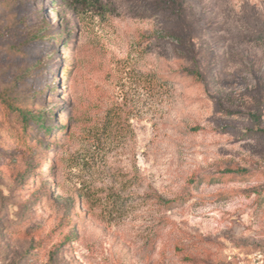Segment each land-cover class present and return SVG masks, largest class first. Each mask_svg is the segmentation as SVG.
<instances>
[{
  "label": "rangeland",
  "instance_id": "rangeland-1",
  "mask_svg": "<svg viewBox=\"0 0 264 264\" xmlns=\"http://www.w3.org/2000/svg\"><path fill=\"white\" fill-rule=\"evenodd\" d=\"M0 264H264V0H0Z\"/></svg>",
  "mask_w": 264,
  "mask_h": 264
},
{
  "label": "trees",
  "instance_id": "trees-1",
  "mask_svg": "<svg viewBox=\"0 0 264 264\" xmlns=\"http://www.w3.org/2000/svg\"><path fill=\"white\" fill-rule=\"evenodd\" d=\"M174 3V2H173ZM197 75V74H194ZM56 91V89H54L52 91V93H54ZM7 101L5 102V108L7 113H17L18 117H21V123L24 124L23 128H27L30 126L31 122H35L36 124H40V130L45 129V122H40L43 118V116L40 115H35L33 112L31 111H26V110H22L19 107L15 106L11 101H8V99H6ZM24 141H27L26 139H24ZM31 148V147H30ZM154 199H156L158 201V203L165 205V207L167 209H172V205L173 202L172 201H164L161 199V197H159L157 194H153Z\"/></svg>",
  "mask_w": 264,
  "mask_h": 264
}]
</instances>
